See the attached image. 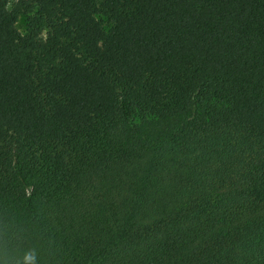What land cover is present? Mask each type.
<instances>
[{
	"label": "trees",
	"instance_id": "16d2710c",
	"mask_svg": "<svg viewBox=\"0 0 264 264\" xmlns=\"http://www.w3.org/2000/svg\"><path fill=\"white\" fill-rule=\"evenodd\" d=\"M9 1L0 264H264V0Z\"/></svg>",
	"mask_w": 264,
	"mask_h": 264
},
{
	"label": "rangeland",
	"instance_id": "374dc122",
	"mask_svg": "<svg viewBox=\"0 0 264 264\" xmlns=\"http://www.w3.org/2000/svg\"><path fill=\"white\" fill-rule=\"evenodd\" d=\"M12 0H10L9 2H11ZM24 25H25V23H24V20L21 18L19 21H18V23H17V29H18V31H20V33H24L25 31H24Z\"/></svg>",
	"mask_w": 264,
	"mask_h": 264
}]
</instances>
